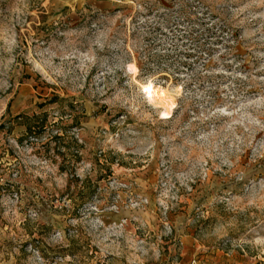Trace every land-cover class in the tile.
I'll return each instance as SVG.
<instances>
[{"label": "rangeland", "instance_id": "1", "mask_svg": "<svg viewBox=\"0 0 264 264\" xmlns=\"http://www.w3.org/2000/svg\"><path fill=\"white\" fill-rule=\"evenodd\" d=\"M0 264H264V0H0Z\"/></svg>", "mask_w": 264, "mask_h": 264}, {"label": "trees", "instance_id": "2", "mask_svg": "<svg viewBox=\"0 0 264 264\" xmlns=\"http://www.w3.org/2000/svg\"><path fill=\"white\" fill-rule=\"evenodd\" d=\"M29 132H30V129H29Z\"/></svg>", "mask_w": 264, "mask_h": 264}]
</instances>
